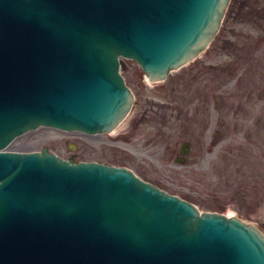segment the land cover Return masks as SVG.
Returning a JSON list of instances; mask_svg holds the SVG:
<instances>
[{"label":"water","instance_id":"1","mask_svg":"<svg viewBox=\"0 0 264 264\" xmlns=\"http://www.w3.org/2000/svg\"><path fill=\"white\" fill-rule=\"evenodd\" d=\"M231 3L0 0V264H264V231L239 216L127 167L8 150L40 127L113 133L137 103L123 59L166 81L209 49Z\"/></svg>","mask_w":264,"mask_h":264},{"label":"rangeland","instance_id":"2","mask_svg":"<svg viewBox=\"0 0 264 264\" xmlns=\"http://www.w3.org/2000/svg\"><path fill=\"white\" fill-rule=\"evenodd\" d=\"M234 2L209 49L166 81L150 82L137 62L123 59L137 102L131 122L95 135L41 127L8 150L48 148L66 160L127 167L202 211L264 231V28L236 20ZM185 141L192 162L183 164L175 158Z\"/></svg>","mask_w":264,"mask_h":264},{"label":"flooded vegetation","instance_id":"3","mask_svg":"<svg viewBox=\"0 0 264 264\" xmlns=\"http://www.w3.org/2000/svg\"><path fill=\"white\" fill-rule=\"evenodd\" d=\"M232 15H234L235 19L239 20L241 24L255 23L264 28V0H235L234 6L232 8ZM216 100H220V97H216ZM132 120L133 117L131 116L130 122ZM185 142H188L187 147L189 148V153L186 156L180 155V147L179 155L175 158L176 161L178 159L184 158L182 161L183 164L192 162L190 160L192 159L190 156L192 144L189 141ZM196 155H201V153H197ZM194 162H199V159L197 158V160Z\"/></svg>","mask_w":264,"mask_h":264},{"label":"bare ground","instance_id":"4","mask_svg":"<svg viewBox=\"0 0 264 264\" xmlns=\"http://www.w3.org/2000/svg\"><path fill=\"white\" fill-rule=\"evenodd\" d=\"M146 78H147V80H149L148 79V77L146 76ZM134 112H132L131 113V115L123 122V123H121V125L115 130V131H117L118 129H120L121 127H123L124 126V124L130 119V117L132 116V114H133ZM114 131V132H115ZM228 217H232V215H227Z\"/></svg>","mask_w":264,"mask_h":264},{"label":"trees","instance_id":"5","mask_svg":"<svg viewBox=\"0 0 264 264\" xmlns=\"http://www.w3.org/2000/svg\"><path fill=\"white\" fill-rule=\"evenodd\" d=\"M187 200H189V201H191V202L195 203V202H194V201H192L191 199H187Z\"/></svg>","mask_w":264,"mask_h":264}]
</instances>
